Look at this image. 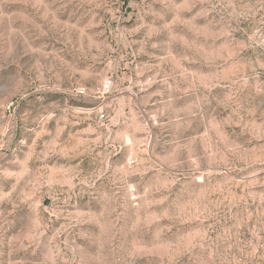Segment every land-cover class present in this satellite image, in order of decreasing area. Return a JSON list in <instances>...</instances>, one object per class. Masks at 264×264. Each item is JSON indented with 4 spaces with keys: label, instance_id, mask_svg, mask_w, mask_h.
<instances>
[{
    "label": "rangeland",
    "instance_id": "1",
    "mask_svg": "<svg viewBox=\"0 0 264 264\" xmlns=\"http://www.w3.org/2000/svg\"><path fill=\"white\" fill-rule=\"evenodd\" d=\"M0 264H264V0H0Z\"/></svg>",
    "mask_w": 264,
    "mask_h": 264
},
{
    "label": "built area",
    "instance_id": "2",
    "mask_svg": "<svg viewBox=\"0 0 264 264\" xmlns=\"http://www.w3.org/2000/svg\"><path fill=\"white\" fill-rule=\"evenodd\" d=\"M103 86L107 88L109 86V81H106Z\"/></svg>",
    "mask_w": 264,
    "mask_h": 264
}]
</instances>
